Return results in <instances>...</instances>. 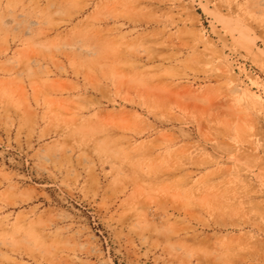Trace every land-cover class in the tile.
Instances as JSON below:
<instances>
[{
  "label": "rangeland",
  "instance_id": "rangeland-1",
  "mask_svg": "<svg viewBox=\"0 0 264 264\" xmlns=\"http://www.w3.org/2000/svg\"><path fill=\"white\" fill-rule=\"evenodd\" d=\"M0 264H264V0H0Z\"/></svg>",
  "mask_w": 264,
  "mask_h": 264
}]
</instances>
